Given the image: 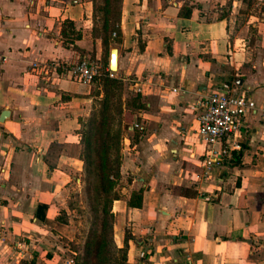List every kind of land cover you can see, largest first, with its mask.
Returning a JSON list of instances; mask_svg holds the SVG:
<instances>
[{
  "label": "crops",
  "instance_id": "crops-1",
  "mask_svg": "<svg viewBox=\"0 0 264 264\" xmlns=\"http://www.w3.org/2000/svg\"><path fill=\"white\" fill-rule=\"evenodd\" d=\"M102 32L93 0H0V264L75 256L55 199L82 168L81 121L108 76L138 119L112 202L130 226L126 264H264V0H122L117 29ZM81 58L107 70L79 82L67 69ZM217 85L256 106L240 149L206 172L198 114Z\"/></svg>",
  "mask_w": 264,
  "mask_h": 264
},
{
  "label": "trees",
  "instance_id": "trees-1",
  "mask_svg": "<svg viewBox=\"0 0 264 264\" xmlns=\"http://www.w3.org/2000/svg\"><path fill=\"white\" fill-rule=\"evenodd\" d=\"M93 1L102 33H112L120 22L122 0ZM64 24L68 28L74 27L71 20H66ZM79 36L80 33H77L76 38ZM106 80L109 90H106L105 96L99 100L101 106L93 108L90 115L81 121L80 158L84 162L85 175L84 178L81 177V182L88 181L86 191L90 194V201L87 203L89 216L86 223L81 222L79 231L76 230L73 239L68 242L76 251L73 264H126L127 260V241L119 247L113 239L115 213L112 210V202L119 197L116 186L123 162L120 142L128 122L124 105L115 97L118 93H113L115 88L121 90L122 80L112 76H108ZM134 99L138 100L137 96ZM234 159H240V154L236 153ZM142 194L143 188L132 191L130 205L140 206ZM69 207L75 209L76 206L71 202ZM79 212H82V209H79ZM76 217L77 215H74L73 218ZM58 219L69 224L72 218L65 213L64 216L59 215ZM76 238H79V245H72ZM114 253H120V256L112 257Z\"/></svg>",
  "mask_w": 264,
  "mask_h": 264
},
{
  "label": "built area",
  "instance_id": "built-area-1",
  "mask_svg": "<svg viewBox=\"0 0 264 264\" xmlns=\"http://www.w3.org/2000/svg\"><path fill=\"white\" fill-rule=\"evenodd\" d=\"M34 65L40 66L39 63ZM49 66V63H44L42 67L47 70ZM67 70L73 79L89 84L99 79L107 68L100 60L81 58L71 63ZM200 105L198 135L203 146L204 166L206 172H210L221 166L233 149H240V137L247 113L256 105L246 93L228 85L214 86ZM72 262V258L66 261L67 264Z\"/></svg>",
  "mask_w": 264,
  "mask_h": 264
},
{
  "label": "rangeland",
  "instance_id": "rangeland-1",
  "mask_svg": "<svg viewBox=\"0 0 264 264\" xmlns=\"http://www.w3.org/2000/svg\"><path fill=\"white\" fill-rule=\"evenodd\" d=\"M111 44H112L111 45L112 47H117L118 46L117 45V40H116L115 37H114V39H112ZM108 52H109V50L107 49V53ZM103 87L105 88V90H109L108 89L107 80L103 81ZM115 92L118 93V95L115 94V97H117L119 99V102L122 105H123V102H124L123 101V97L124 96L128 100H131V97L133 95L132 92L130 93V90H129L128 86L124 82L122 84L121 90L119 88L118 89L115 88L113 93H115ZM113 99H116V98H113ZM113 102H114V100H113ZM100 106H101V103H99L97 101L96 107H100ZM127 108H130V110L132 109V111L128 112L125 115L126 116V121L128 123H130L131 125H134L133 123L138 121V119H135V116H136L135 113H134L135 106L133 107L131 105L130 107H127ZM129 126L127 127V129H125L123 131V136H122V139H121V142H120L121 143V152L124 149V143H127L128 140L130 141V138L132 136V130L129 129ZM83 165H84V162L81 165L82 168L80 170H78V167L80 168V166L78 165V163L74 164V166H73L74 169H72V170L74 172L73 175L75 176V178H73V177L71 178V180H70L71 183L66 185L58 193L57 199H55L57 207H58L57 210L59 211L58 216L59 215L60 216L61 215L64 216L65 213H67V215H69L72 218V219H70V223H71L70 225L71 226L73 225V227L71 228L70 235H72L73 237H74V235H73L74 232L76 230H77V232L79 231L78 227L82 226L81 222L86 223V220H87V218L89 216V214L87 212V209H88L87 203H89V201H90L89 198H88L90 196V194L88 193V191H86L88 189V181L85 182L83 180V182H81V177L82 176H83V178L85 177V175H84V166ZM119 180H118L116 188H120L121 181H119ZM71 202H73L74 206H76L75 209H72V208L69 207V203H71ZM79 209H82V212H79ZM83 213H85V215H83ZM74 215H77L76 219L73 218ZM82 216H84V217L82 218ZM125 222H126L125 221V216L123 214H120V213L115 214L114 224H113V234L112 235H113V239H114V241H115V243L117 245H118V243H122V240H123V244L122 245H118L119 247L120 246L122 247L124 245V241H127L126 251L128 253V240H129V235H130V233H129L130 226H129V224L127 225ZM80 233L81 232H79V234ZM60 241H61V239H59V242ZM62 241H63V243L66 242V240H62ZM77 243H79V238H76L72 245H79ZM68 246H70V245L68 244ZM71 249H73V248H71ZM61 251H65V249H62ZM115 256L119 257L120 253H114L112 257H115ZM72 259L74 260V257ZM93 264H94V262H93Z\"/></svg>",
  "mask_w": 264,
  "mask_h": 264
},
{
  "label": "water",
  "instance_id": "water-1",
  "mask_svg": "<svg viewBox=\"0 0 264 264\" xmlns=\"http://www.w3.org/2000/svg\"><path fill=\"white\" fill-rule=\"evenodd\" d=\"M117 59H118V48L113 47L110 50V67L111 69L116 70L117 69ZM7 112H4L3 115H5Z\"/></svg>",
  "mask_w": 264,
  "mask_h": 264
}]
</instances>
